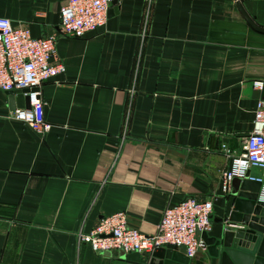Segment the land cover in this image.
Listing matches in <instances>:
<instances>
[{"label":"crops","instance_id":"0c3cea01","mask_svg":"<svg viewBox=\"0 0 264 264\" xmlns=\"http://www.w3.org/2000/svg\"><path fill=\"white\" fill-rule=\"evenodd\" d=\"M65 2L0 0L13 25L56 35L64 66L42 87L43 138L0 90V264H126L79 235L120 211L152 234L187 198L212 199L207 237L219 239L235 200L221 145L241 150L264 100V32L240 9L264 28V0H120L81 38L59 31ZM215 249L188 264H220Z\"/></svg>","mask_w":264,"mask_h":264},{"label":"built area","instance_id":"2783aa9c","mask_svg":"<svg viewBox=\"0 0 264 264\" xmlns=\"http://www.w3.org/2000/svg\"><path fill=\"white\" fill-rule=\"evenodd\" d=\"M120 0H66L61 6L59 31L73 37L103 28L110 7ZM56 35L33 37L27 27L13 25L7 17L0 16V90H27L29 108H14L9 117L25 123L40 138L51 129L52 123L44 117L42 87L64 69L55 55ZM261 90L262 80L253 81ZM222 151L229 166L222 172V189L227 192L234 177L256 180L261 183L259 198L264 200V100L259 99L254 110L253 130L242 138L241 150L230 151L225 144ZM258 169L259 176L251 169ZM212 199L187 198L176 204H167L152 234H145L127 224L126 212H115L101 217L79 239L89 243L95 251L121 250L124 253H151L158 247L174 245L184 247L188 259L208 244L202 233L211 230Z\"/></svg>","mask_w":264,"mask_h":264},{"label":"water","instance_id":"95a60500","mask_svg":"<svg viewBox=\"0 0 264 264\" xmlns=\"http://www.w3.org/2000/svg\"><path fill=\"white\" fill-rule=\"evenodd\" d=\"M240 10L254 29L264 32V28L255 24L242 8ZM26 91L24 89L7 91L10 106L29 108L28 97L24 95ZM248 173L245 178L234 177L231 181V193L235 196V200L232 210L224 220L228 226L223 230L221 237L208 238L206 233L201 234L211 253L214 248H216L215 253L220 249V264H264V200L259 198L261 183L248 179ZM142 255L131 252L122 258L126 260V264H188L189 262L183 246L158 247L146 257Z\"/></svg>","mask_w":264,"mask_h":264}]
</instances>
